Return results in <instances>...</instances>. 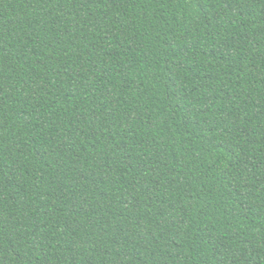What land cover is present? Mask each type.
Instances as JSON below:
<instances>
[{
    "label": "trees",
    "instance_id": "obj_1",
    "mask_svg": "<svg viewBox=\"0 0 264 264\" xmlns=\"http://www.w3.org/2000/svg\"><path fill=\"white\" fill-rule=\"evenodd\" d=\"M0 264H264V0H0Z\"/></svg>",
    "mask_w": 264,
    "mask_h": 264
}]
</instances>
